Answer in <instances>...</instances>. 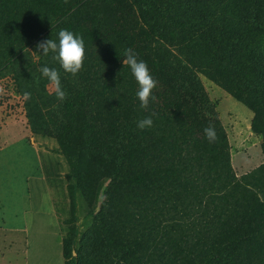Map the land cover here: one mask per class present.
<instances>
[{
  "label": "trees",
  "instance_id": "trees-1",
  "mask_svg": "<svg viewBox=\"0 0 264 264\" xmlns=\"http://www.w3.org/2000/svg\"><path fill=\"white\" fill-rule=\"evenodd\" d=\"M230 1L217 12L209 0H0V77L31 93V130L67 160L66 223L76 189L93 216L76 255L74 226L63 239L64 264H264V163L237 176L201 78L252 110L264 154V0ZM62 29L84 40L75 77L37 49ZM127 48L158 82L147 110ZM44 66L59 71L64 102ZM146 117L153 126L141 130Z\"/></svg>",
  "mask_w": 264,
  "mask_h": 264
},
{
  "label": "rangeland",
  "instance_id": "rangeland-1",
  "mask_svg": "<svg viewBox=\"0 0 264 264\" xmlns=\"http://www.w3.org/2000/svg\"><path fill=\"white\" fill-rule=\"evenodd\" d=\"M224 12L230 0H209ZM216 103L231 146L238 177L262 163L261 136L253 132V112L213 81L201 75ZM0 264H64L63 239L76 229L74 252L82 233L92 224L89 207L76 189V220L71 216L66 173L69 166L54 137L31 130L25 98L11 75L0 77ZM114 171L111 172L112 177Z\"/></svg>",
  "mask_w": 264,
  "mask_h": 264
},
{
  "label": "clouds",
  "instance_id": "clouds-1",
  "mask_svg": "<svg viewBox=\"0 0 264 264\" xmlns=\"http://www.w3.org/2000/svg\"><path fill=\"white\" fill-rule=\"evenodd\" d=\"M58 36V43L53 39H47L39 42L37 44V49L45 56L50 52L56 54L53 58L58 60L64 72L75 77L84 66V40L82 37L76 36L73 32L66 29L60 30ZM124 55L125 58L123 59V64L130 67L131 73L138 84L136 96L140 101V107L147 110L150 101H155L157 99L153 94V90L157 88L158 82L153 78L147 63L143 60H138L137 53L134 52L133 49H125ZM40 72L42 76L49 81L58 101L64 102L67 98V93L62 87L59 71L44 66L40 69ZM3 91L4 90L0 88V93H3ZM23 95L25 100L31 98L30 92H25ZM152 126L153 120L151 117H146L137 122V127L141 130L151 128ZM203 131L205 138L209 143H215L218 140L214 125L209 124V126L205 127Z\"/></svg>",
  "mask_w": 264,
  "mask_h": 264
}]
</instances>
